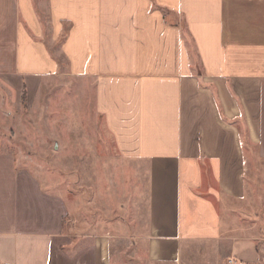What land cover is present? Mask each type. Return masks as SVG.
I'll return each mask as SVG.
<instances>
[{"label": "crops", "instance_id": "1", "mask_svg": "<svg viewBox=\"0 0 264 264\" xmlns=\"http://www.w3.org/2000/svg\"><path fill=\"white\" fill-rule=\"evenodd\" d=\"M54 76L136 184L68 227L0 153V264H264V0H0V105Z\"/></svg>", "mask_w": 264, "mask_h": 264}, {"label": "rangeland", "instance_id": "2", "mask_svg": "<svg viewBox=\"0 0 264 264\" xmlns=\"http://www.w3.org/2000/svg\"><path fill=\"white\" fill-rule=\"evenodd\" d=\"M53 50L63 61L58 45ZM77 93V82L54 76L30 95L25 90L21 98L4 97L0 153L15 156L17 168L36 180L45 195L67 202V226L81 220L108 225L122 217L118 207L128 204L129 189L136 181L128 177V165L112 159L110 148L85 144L84 132H97L99 120L92 105L76 101Z\"/></svg>", "mask_w": 264, "mask_h": 264}, {"label": "built area", "instance_id": "3", "mask_svg": "<svg viewBox=\"0 0 264 264\" xmlns=\"http://www.w3.org/2000/svg\"><path fill=\"white\" fill-rule=\"evenodd\" d=\"M230 264H233L232 262H230Z\"/></svg>", "mask_w": 264, "mask_h": 264}]
</instances>
